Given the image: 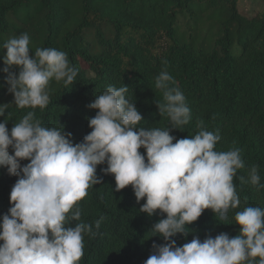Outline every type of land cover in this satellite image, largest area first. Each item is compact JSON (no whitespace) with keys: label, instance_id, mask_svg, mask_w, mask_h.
Wrapping results in <instances>:
<instances>
[{"label":"trees","instance_id":"1","mask_svg":"<svg viewBox=\"0 0 264 264\" xmlns=\"http://www.w3.org/2000/svg\"><path fill=\"white\" fill-rule=\"evenodd\" d=\"M240 0H0V104H8L0 122L7 120L11 132L28 112L49 128L72 134L73 143L83 142L92 129L90 108L96 96L109 86L126 85L127 94L141 112L138 127L168 130L173 125L156 102L164 103L156 77L167 71L186 98L189 123L171 129L177 139L194 137L201 130L221 139L218 152L240 150L244 167L233 183L240 205L226 219L206 209L196 222L186 226L187 235L172 237L177 246L193 238L201 241L240 232L235 214L247 207L264 209V187L249 182L257 166L264 185V8L246 15ZM27 33L30 51L54 48L67 54L70 66L78 69L72 84L50 81V103L44 108H18L8 91V73L3 69L12 38ZM19 73L18 67L9 69ZM202 122V124H201ZM175 142V141H174ZM146 157V149L139 150ZM14 154L13 149H9ZM29 160H22L25 166ZM147 162V160H146ZM107 163L97 167L102 182L90 187L78 202L79 221L92 225L84 233V256L79 264H144L155 252L154 244L167 243L151 232L166 214L153 216L140 211L131 185L116 191L113 174H105ZM241 177L244 179L241 180ZM18 176L0 167V222L12 207L10 193ZM104 217L99 229L96 221ZM2 243V241H0ZM259 260V257L256 258Z\"/></svg>","mask_w":264,"mask_h":264},{"label":"clouds","instance_id":"2","mask_svg":"<svg viewBox=\"0 0 264 264\" xmlns=\"http://www.w3.org/2000/svg\"><path fill=\"white\" fill-rule=\"evenodd\" d=\"M29 45L27 33L10 39L4 45L7 67L3 71L8 73V91L18 108L44 109L50 103V81L72 84L78 69L70 66L63 51L38 48L32 55ZM13 67L20 69L18 75L9 71ZM173 83L167 71L156 77L155 86L163 90L165 101L156 102L157 107L173 125L168 130L138 127L143 116L127 95L126 85L109 86L96 96L89 106L98 110L89 118L92 131L81 143H73L72 134L64 129L44 126L32 111L11 132L7 120L0 122V167L19 177L10 193V214L0 222V264H79L84 256L83 234L94 235L92 225H65L80 220L78 202L90 187L102 182L97 167L105 163L103 171L114 175L116 191L131 185L137 202L146 201L141 212L166 214L151 232L167 243L154 244L155 252L144 264H264V209L260 207L235 214L240 226L235 237L227 233L209 235L203 241L195 237L183 246L172 239L187 235L186 226L206 209L223 220L230 209L238 208L233 178L244 167L239 149L215 150L221 139L218 131L201 127L194 137L181 139L170 134L191 118L184 94L170 86ZM7 105L0 104V116ZM141 148L146 149V157ZM22 160L30 162L22 166ZM249 182L264 187L257 166L252 167ZM103 219L96 221L97 229Z\"/></svg>","mask_w":264,"mask_h":264},{"label":"rangeland","instance_id":"3","mask_svg":"<svg viewBox=\"0 0 264 264\" xmlns=\"http://www.w3.org/2000/svg\"><path fill=\"white\" fill-rule=\"evenodd\" d=\"M264 8V0H240L239 9L246 15H251Z\"/></svg>","mask_w":264,"mask_h":264}]
</instances>
